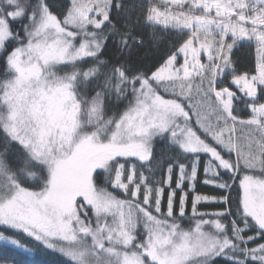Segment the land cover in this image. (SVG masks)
<instances>
[{
	"label": "snow or ice",
	"instance_id": "snow-or-ice-1",
	"mask_svg": "<svg viewBox=\"0 0 264 264\" xmlns=\"http://www.w3.org/2000/svg\"><path fill=\"white\" fill-rule=\"evenodd\" d=\"M36 252L264 264V0H0V264Z\"/></svg>",
	"mask_w": 264,
	"mask_h": 264
},
{
	"label": "trees",
	"instance_id": "trees-1",
	"mask_svg": "<svg viewBox=\"0 0 264 264\" xmlns=\"http://www.w3.org/2000/svg\"><path fill=\"white\" fill-rule=\"evenodd\" d=\"M240 60L247 59V53L240 51L237 53ZM18 259L21 264H58L60 257L57 254L36 252L34 255L21 254Z\"/></svg>",
	"mask_w": 264,
	"mask_h": 264
}]
</instances>
